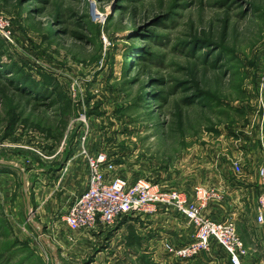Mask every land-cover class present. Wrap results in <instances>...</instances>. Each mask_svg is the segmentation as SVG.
Masks as SVG:
<instances>
[{
	"label": "rangeland",
	"instance_id": "rangeland-1",
	"mask_svg": "<svg viewBox=\"0 0 264 264\" xmlns=\"http://www.w3.org/2000/svg\"><path fill=\"white\" fill-rule=\"evenodd\" d=\"M0 15V264L141 263L114 253L112 227L72 231L63 217L79 191L42 182L47 169H89L83 147L205 215L224 193L211 169L238 160L258 184L264 0H0Z\"/></svg>",
	"mask_w": 264,
	"mask_h": 264
},
{
	"label": "built area",
	"instance_id": "built-area-1",
	"mask_svg": "<svg viewBox=\"0 0 264 264\" xmlns=\"http://www.w3.org/2000/svg\"><path fill=\"white\" fill-rule=\"evenodd\" d=\"M7 23L0 15V31ZM87 137H82L83 144ZM86 155L89 176L87 189L76 198L64 214L63 221L72 231L99 230L113 227L123 215H151L162 209H172L189 225L196 228L194 239L185 245L165 243V250L180 260L191 259L211 250L212 240L217 241L227 253L232 264H241L248 251L240 238L235 223L218 221L203 213V205L178 190H166L159 184L141 179L129 183L116 174V165L103 152ZM236 172H242V164L232 163ZM264 184V165L260 170ZM207 201L209 197L201 190ZM199 192V194H200ZM201 195V194H200ZM257 220L264 223V193L259 198Z\"/></svg>",
	"mask_w": 264,
	"mask_h": 264
},
{
	"label": "crops",
	"instance_id": "crops-1",
	"mask_svg": "<svg viewBox=\"0 0 264 264\" xmlns=\"http://www.w3.org/2000/svg\"><path fill=\"white\" fill-rule=\"evenodd\" d=\"M79 156L78 153L71 159ZM257 160L263 163V156H259ZM0 164V175H2L7 168L3 167L5 164ZM11 164L15 165V163ZM45 172V180L42 182L46 183L49 188L60 191H79L77 194L74 193L75 197H72L71 205L87 189L89 169H75L72 166V169H47ZM211 173L221 175L217 182L221 183L224 193L221 203L212 201L207 205L206 214L214 219L220 218V220L233 218L239 225L241 238L248 249V254L242 258V264H264V229L256 228L264 225L257 220L259 198L264 193V185L259 173L257 172L258 184L251 173L243 170L238 173L235 169H211ZM259 189L261 192L258 202L251 208V211H248L249 209L245 211L249 200L248 192H258ZM70 204L68 209L71 207ZM176 215L177 213L167 212L151 215H126L118 220L116 226L112 227L107 240L112 249L117 248L114 252L116 254H135L134 259L136 255H143L139 264H149L152 260L155 264H167L163 248H165L168 237L170 242L182 246L190 243L196 233L194 226H189L181 219V216ZM122 258L125 259V257ZM139 258L136 257V259ZM123 262L125 263V260ZM176 264L232 263L221 245L212 240L210 251L203 252L193 259L178 261Z\"/></svg>",
	"mask_w": 264,
	"mask_h": 264
},
{
	"label": "trees",
	"instance_id": "trees-1",
	"mask_svg": "<svg viewBox=\"0 0 264 264\" xmlns=\"http://www.w3.org/2000/svg\"><path fill=\"white\" fill-rule=\"evenodd\" d=\"M48 83H49V81H48ZM49 90H50V89H47V90H45V91H43V92H44V93H48ZM203 94H204L203 96H206V97L208 96L207 93H204V92H203ZM67 103H68V101L66 102V104H67ZM61 104H62V103H61Z\"/></svg>",
	"mask_w": 264,
	"mask_h": 264
}]
</instances>
